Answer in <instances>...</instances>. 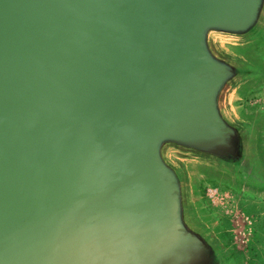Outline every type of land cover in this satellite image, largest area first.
I'll return each instance as SVG.
<instances>
[{"label": "water", "instance_id": "obj_1", "mask_svg": "<svg viewBox=\"0 0 264 264\" xmlns=\"http://www.w3.org/2000/svg\"><path fill=\"white\" fill-rule=\"evenodd\" d=\"M264 0H0V264H242L198 201L264 196Z\"/></svg>", "mask_w": 264, "mask_h": 264}, {"label": "rangeland", "instance_id": "obj_2", "mask_svg": "<svg viewBox=\"0 0 264 264\" xmlns=\"http://www.w3.org/2000/svg\"><path fill=\"white\" fill-rule=\"evenodd\" d=\"M253 54L264 65V42L253 49ZM237 103L242 110L261 114L264 119V81L249 88ZM196 189L202 209L241 263L264 264V196L208 175L198 176Z\"/></svg>", "mask_w": 264, "mask_h": 264}]
</instances>
